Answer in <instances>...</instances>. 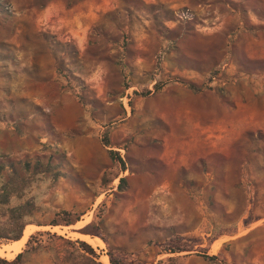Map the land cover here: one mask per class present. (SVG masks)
Instances as JSON below:
<instances>
[{"label":"rangeland","instance_id":"374dc122","mask_svg":"<svg viewBox=\"0 0 264 264\" xmlns=\"http://www.w3.org/2000/svg\"><path fill=\"white\" fill-rule=\"evenodd\" d=\"M0 164L20 264H264V0H0Z\"/></svg>","mask_w":264,"mask_h":264},{"label":"trees","instance_id":"16d2710c","mask_svg":"<svg viewBox=\"0 0 264 264\" xmlns=\"http://www.w3.org/2000/svg\"><path fill=\"white\" fill-rule=\"evenodd\" d=\"M109 153H110V156L112 158L116 157L117 161L120 163V165L122 167L124 166L123 160L115 152L110 151ZM39 166H40V164L36 163L33 166V168L39 169ZM30 167L31 166L29 165V163L25 164L26 169H30ZM3 169H4L3 166L0 164V174L3 171ZM7 200H8V198L5 197L3 199V201H0V205H4ZM27 213H28V209L26 208L25 205L7 209L5 216L7 217L8 221L11 223L12 226L10 228L0 229V240H3V241H19L20 239H22L23 233H24L23 229L26 225L24 219H25V216L27 215ZM63 213L65 215H70V213H68V212H63ZM77 220L78 219L70 220V218H68V220H66L64 223H65V225H70L73 223V221H77ZM83 233L93 235L91 232H88L86 230L83 231ZM31 238L32 237H30L28 239V241L26 242V249L29 248V246L31 244ZM82 245H84L85 247L88 248V246L86 244L82 243ZM88 249H90V248H88ZM25 251H27V250H25ZM90 251L92 252V250H90ZM23 253H24V251L21 253H18L14 257V259H12V260H8L6 258L0 257V264H20L22 261ZM202 258L204 260L210 262V263H213L217 260L216 256H213V255L209 256L206 254L202 255ZM108 261H109V264H120L112 252H108Z\"/></svg>","mask_w":264,"mask_h":264},{"label":"bare ground","instance_id":"6f19581e","mask_svg":"<svg viewBox=\"0 0 264 264\" xmlns=\"http://www.w3.org/2000/svg\"><path fill=\"white\" fill-rule=\"evenodd\" d=\"M28 234H29V230L26 229L22 239H20L19 241H14L13 244H11V246H5L4 248H0V255L2 256L4 254H9V253L10 254L18 253L22 247L24 248V244L27 240ZM85 238H89V237H85ZM94 241L97 242V243L95 242L97 245H103L102 242L98 239L94 240ZM105 262L108 264V258L107 257L105 258Z\"/></svg>","mask_w":264,"mask_h":264}]
</instances>
